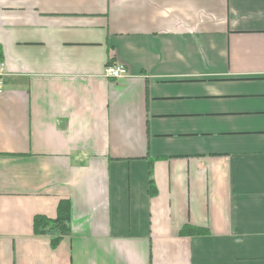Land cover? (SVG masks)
<instances>
[{
    "label": "crops",
    "instance_id": "1",
    "mask_svg": "<svg viewBox=\"0 0 264 264\" xmlns=\"http://www.w3.org/2000/svg\"><path fill=\"white\" fill-rule=\"evenodd\" d=\"M0 47V264H264V0H0Z\"/></svg>",
    "mask_w": 264,
    "mask_h": 264
},
{
    "label": "trees",
    "instance_id": "2",
    "mask_svg": "<svg viewBox=\"0 0 264 264\" xmlns=\"http://www.w3.org/2000/svg\"><path fill=\"white\" fill-rule=\"evenodd\" d=\"M0 62H2V52L0 47ZM149 193L151 196L157 194V188L153 179L152 170H150ZM71 202L68 199H63L59 202L57 215L55 218H50L40 214L35 216L33 220V231L37 236H48L51 239L52 248H56L63 238L71 235ZM182 235L192 236L204 234L205 231L187 226L182 230Z\"/></svg>",
    "mask_w": 264,
    "mask_h": 264
},
{
    "label": "built area",
    "instance_id": "3",
    "mask_svg": "<svg viewBox=\"0 0 264 264\" xmlns=\"http://www.w3.org/2000/svg\"><path fill=\"white\" fill-rule=\"evenodd\" d=\"M123 72H124L123 70L117 69L113 65H109L107 66L105 70V75L106 76H121ZM3 74H4V64L2 63L0 65V78L3 76ZM0 93H2L1 82H0Z\"/></svg>",
    "mask_w": 264,
    "mask_h": 264
},
{
    "label": "bare ground",
    "instance_id": "4",
    "mask_svg": "<svg viewBox=\"0 0 264 264\" xmlns=\"http://www.w3.org/2000/svg\"><path fill=\"white\" fill-rule=\"evenodd\" d=\"M113 66L116 67L117 69L123 70L124 72H123V74L121 76H106L105 75L107 78L112 79V80H120L122 78L127 77L128 72H127V69L124 66H122V65H113Z\"/></svg>",
    "mask_w": 264,
    "mask_h": 264
}]
</instances>
